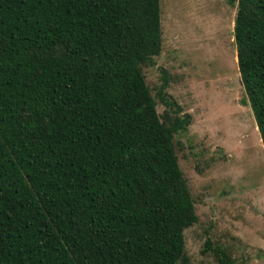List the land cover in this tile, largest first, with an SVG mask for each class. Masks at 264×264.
Instances as JSON below:
<instances>
[{
    "label": "trees",
    "instance_id": "1",
    "mask_svg": "<svg viewBox=\"0 0 264 264\" xmlns=\"http://www.w3.org/2000/svg\"><path fill=\"white\" fill-rule=\"evenodd\" d=\"M226 1L264 150V0ZM160 34L159 0H0V264H190L172 141L189 114L163 69L158 114L141 72Z\"/></svg>",
    "mask_w": 264,
    "mask_h": 264
},
{
    "label": "rangeland",
    "instance_id": "2",
    "mask_svg": "<svg viewBox=\"0 0 264 264\" xmlns=\"http://www.w3.org/2000/svg\"><path fill=\"white\" fill-rule=\"evenodd\" d=\"M161 44L141 72L158 114L173 115L164 93L189 114L174 153L197 220L183 231L190 264H216L206 238L236 264H264V150L239 82L226 0H159ZM181 113H178L179 115Z\"/></svg>",
    "mask_w": 264,
    "mask_h": 264
}]
</instances>
